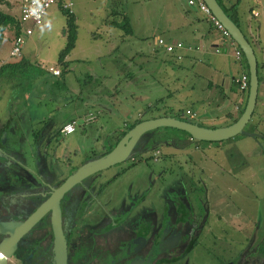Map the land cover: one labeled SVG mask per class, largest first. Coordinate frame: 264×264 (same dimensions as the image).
<instances>
[{
	"label": "flooded vegetation",
	"instance_id": "1",
	"mask_svg": "<svg viewBox=\"0 0 264 264\" xmlns=\"http://www.w3.org/2000/svg\"><path fill=\"white\" fill-rule=\"evenodd\" d=\"M49 122L38 125L33 116L9 112L0 118V245L16 238L6 264H264V215L259 221L246 216L251 237L226 238L223 227L243 231L244 217L218 213L204 186L195 188L169 158L183 154L184 145L194 143L190 138H160L158 129L146 133L130 159L55 199L70 174L95 156L73 166L77 150H85H70L60 123ZM138 166L143 172L132 175Z\"/></svg>",
	"mask_w": 264,
	"mask_h": 264
},
{
	"label": "rangeland",
	"instance_id": "2",
	"mask_svg": "<svg viewBox=\"0 0 264 264\" xmlns=\"http://www.w3.org/2000/svg\"><path fill=\"white\" fill-rule=\"evenodd\" d=\"M82 1L88 0H70L72 8L70 7L69 11L76 18L79 45L68 56L69 66L65 72L59 77H53L49 71L50 69L62 70L57 65V56L65 44V18L58 7L53 5L46 11L42 26L34 28L33 34L23 39L21 52L23 58L33 66L32 69L15 74V76L8 72L0 77V118L10 110L19 111L24 107L26 115L37 117L38 125L49 119L55 124L60 123V127L66 124L67 120L75 121L77 131L60 137L70 150H75V148L85 150L81 153L77 150L78 154L72 163L75 167L89 156L98 157L110 148H114L117 135L124 131V125L133 124L140 115H143L145 119H156L165 113L164 109L146 113L147 97H144L143 90L137 86L142 76L135 65L148 62L149 55L146 54H150L151 50L147 46L151 44V40H135L131 37L128 38L126 48L121 44L115 52L110 50L108 45L93 46V36L103 38L104 35L105 39L99 40L101 43L108 40L107 36L110 37L107 34L109 27L103 23L108 13L100 11L98 5L92 2L81 5ZM135 1L137 0H122L123 7L128 11H133V9L137 11L143 4H136ZM219 1L226 5L224 3L226 0ZM4 2L0 5V11L12 16L19 14L21 0H4ZM169 4L171 1L160 0L156 8L158 13L156 18L153 15L150 30L152 29V35L155 37L164 38L167 35L166 27H174L178 21L174 16L169 17L171 15ZM92 9H98V12H90L92 16L97 15L95 21L89 17V11ZM249 10L257 12L258 16L255 18L249 16ZM237 13L239 20L240 17L247 19L248 27L258 34L264 49V0H240ZM240 30L251 42L252 38L247 36L242 25H240ZM108 33L121 35L123 31L111 29ZM214 40L215 44H222L219 33L214 34ZM207 43L212 44V42ZM252 48L257 62V75L260 82H264V62L262 60L264 58L254 46ZM9 51L10 44L6 37L0 45L2 63L12 60L9 58ZM130 51L133 53L144 51V56H136L135 61L129 63L128 55L133 54ZM227 55L228 57L219 60V64L234 66L236 60L233 51H228ZM153 60L155 62V59ZM206 65L212 67L213 64L208 61ZM147 66V72L152 76L160 74L156 62L155 65L148 62ZM121 68L135 74L136 77L131 84H128L126 73L120 72ZM164 78H157V80L163 81ZM180 78L185 85L195 83L190 96L202 102L197 103L195 100L191 102L184 95L180 96L184 100L175 106L183 112L189 109L194 116L189 119L190 121L203 127L217 128L235 119L237 113L230 112L223 116L225 111L232 110L233 112L231 100L215 103L220 92L219 87L214 85L207 90V80L205 78L194 79L190 72L181 73ZM167 85L172 84L167 83ZM96 95L105 97L97 101L100 106L92 105L96 102ZM152 95L150 93V96ZM171 104L172 102L166 103L167 106ZM98 107L101 108L100 112L95 111ZM260 121L263 127L258 124ZM253 129L261 138L254 139L237 135L217 143L193 141L194 143L190 145H184L183 154L171 153L169 156V158H174L175 165H181L179 170L183 177H190L195 183V188L201 190V185L204 186L211 206L215 210L217 207L218 213L228 215V213L238 212L240 217H244L239 220L243 231L235 232L236 230L231 229L230 225L223 227L226 238L251 237L254 231L246 216L249 215L259 221L264 215V93H258L256 108L244 131L248 132ZM156 136L180 139V142L187 139L174 129L164 130V128L158 129ZM137 159L142 161L145 157L140 156ZM194 161L196 162L193 164ZM142 172L141 166H138L131 174L139 175ZM225 218L230 221V218Z\"/></svg>",
	"mask_w": 264,
	"mask_h": 264
},
{
	"label": "crops",
	"instance_id": "3",
	"mask_svg": "<svg viewBox=\"0 0 264 264\" xmlns=\"http://www.w3.org/2000/svg\"><path fill=\"white\" fill-rule=\"evenodd\" d=\"M159 1L160 0H137L135 1L136 4H140V3L143 4V6L137 11L135 9H133V11H128L127 9H125L123 7L122 0H88L86 2L82 1L81 5H87L88 3L92 2V4L98 5V7L100 8V11L102 12L105 11V13H108L106 16V19L105 18L103 19L104 25L109 27L108 32H110L111 29L121 30L120 28L117 27L121 25V21H122V19L120 18V15L116 14L118 12L124 13V15L127 17L130 29L132 31L131 36H126L124 33H122L121 35H118L115 33L111 35L110 33L107 32V34L110 37L107 36L108 40L104 43H101L99 41L100 39H105L104 35H103V38H100L98 36H93L92 45L93 46H96L99 44L104 45V46L108 45L109 49L115 52L117 51L118 47H121V44H123L126 48L127 47L126 43L128 42V38L133 37L135 40L136 39L145 40V41L151 40V44L147 46L149 47L148 49H150L151 51L153 50V47H155L156 45L155 40L157 41L158 39H162L167 44L174 43V42H180L187 48L192 47V46L200 47L201 49L200 52L192 51V55L196 58V62L193 65L194 75L197 76V78L195 79L205 78L207 80L206 89L210 90L214 85L219 87L220 92L218 94L217 99L215 100V103H220L221 101H226V100L232 101L233 112L232 110L228 112L225 111L223 116L226 115V113H230V112L237 113L238 115L239 110L242 108L244 109L247 92L246 93L238 92L233 80L234 78L240 75H245V73L247 72L243 61L242 60L236 61L234 66L220 65L219 60L221 58L228 57L227 53L228 51H231L230 50L231 48L223 41V39H222L221 45L215 44L214 34L217 35L218 32L214 29L211 23L198 9L194 7L193 8L186 7L182 0H163L165 2L171 1V4H169L171 5L170 6L171 15L169 17L172 18L174 16L176 17L178 21L176 22L174 27H166L165 32L167 33V35H165L164 38L153 36L152 29L150 30V26H151V23L153 22V15L155 16L154 18H156L158 14L156 8L157 6H159ZM93 11L98 12V9H92L91 11H89V17L91 18L92 21H95L97 19V15L92 16V14L90 13ZM252 12L254 13L255 11H252ZM132 14H133V17H132ZM17 16L18 14H16V16L14 17L17 18ZM109 16L111 17L110 19H109ZM133 18H135V21H133ZM240 21H241L240 23L242 27L245 29L247 36L249 38H252L253 36L257 37L258 43L257 44L255 43L254 47L259 51V53L262 54V57L264 58V53H263L264 49L261 45V41H260L258 34H255L254 33L255 30L252 31L251 28L248 27L247 19H242V17H240ZM75 23H76V18H75ZM5 34H7V36ZM6 37H7V41L9 42L11 46L10 42L13 38L12 32L7 30L4 33V38ZM78 39H79V36L78 34H76L75 45L72 51L69 53V55H71L72 52L76 49V47L79 45ZM207 42H212V44L208 45ZM216 50H219V52H216ZM143 52L144 51H138V52L134 51L133 53V51H130V53H133V55H137ZM219 55L221 56L219 57ZM68 56L66 57L65 61L68 62V66H69V61L67 60ZM20 58H23V54ZM18 60L19 59L17 60L12 59L10 62H16ZM262 60L264 62V59ZM208 61H210V63L213 64L214 66L212 65L211 67L209 66L210 64L206 65ZM52 76L59 77L60 74L58 76H54V75ZM258 93H264V88L258 90ZM258 93H257V97H258ZM100 96L101 95H98V96L96 95L97 99H96V102L92 103L93 106H100L97 104V101L105 98L103 95L101 97ZM255 108H256V104H255ZM100 109L101 108L98 107V109H95V111L100 112ZM186 110H189V109H186ZM9 113L12 114V116H16L17 118L21 117L23 119L26 118L27 120H28V117L31 116V115H26V109L24 107L20 108L19 111L10 110ZM36 119L37 117H33V121L34 120L39 121ZM234 120L220 127L228 126L232 124ZM52 122L54 121L50 120L48 125L51 126ZM65 122L75 123L73 119L67 120ZM259 123H260V126L263 127L262 126L263 123L262 122H259ZM124 126L126 128L129 125H124ZM75 127H76V123H75Z\"/></svg>",
	"mask_w": 264,
	"mask_h": 264
},
{
	"label": "trees",
	"instance_id": "4",
	"mask_svg": "<svg viewBox=\"0 0 264 264\" xmlns=\"http://www.w3.org/2000/svg\"><path fill=\"white\" fill-rule=\"evenodd\" d=\"M216 1L222 7L225 14L240 29L241 23H240V20L238 19V13H237V5H238L240 0H235V1H230V2L228 0H226L224 2L226 5L221 3L219 0H216ZM63 2H64V0H59L57 2V7L65 18V27H64L65 44H64V47L59 51L58 56H57V65L59 68L62 69L61 71L58 70L60 75H61V73L65 72L67 70L68 62H66L65 59L69 55V53L72 51V49L74 48L75 41H76V34H77L76 33L77 32V26L75 23V16L69 11V9H64L62 7ZM4 3H5L4 0H0V5H3ZM254 13L251 12V10H249V15L253 18L258 16L257 13H256V15H254ZM116 14L120 15V18L122 19L121 25L117 26V27L120 28L126 36H131L132 31L130 29L127 17L122 12H118ZM109 25H111V24H109ZM7 30L12 32L13 37L19 35V33L21 32V26H20V23L18 20V16L16 18L12 15H8V14L0 11V45L4 39V32H6ZM245 38L252 47L254 46L255 43L256 44L258 43L256 36L252 37L251 42L247 39L246 36H245ZM184 48H187V47H185L183 45L182 49H184ZM182 49H178V50H174L170 53H166L163 50V48H161L159 45L156 44L155 47H153V50L151 51V53L146 54V55H149L148 62H150L151 64H154V65L156 62V64L159 66V67H157V70L159 68V73H160L158 76H152L151 74H149L147 72L148 71L147 70V67H148L147 61H146L147 63L141 62V63H137L135 65L136 69H138L139 73H141V76H142V77H140L141 82L138 83L137 86H139L143 90L144 95H145L144 97H147L148 103H147L146 108H145L146 113L153 112L155 110H161V109L163 110L164 109L165 113H163V115L160 117H168V118L171 117V118H178L180 120H189L188 117L185 115V112L189 111V110L185 109V112H183L182 109L175 106L177 103L184 100V99H181L180 96L184 95L185 98L189 101L195 100L197 103H202L200 99L198 100V98H192L190 96V92H192L195 88V83L192 82L190 85L189 84L185 85V83H183L181 81L180 77H181V73H183V72H190L192 75V78H194V79L197 78V76H195L194 72H193V65L196 62V58L192 55V51H187L185 49L184 50H182ZM200 51H201V49H200V47H198V50H196V52H200ZM136 56L137 57H143L144 54L143 53H140L137 55L130 54V55H128L127 61L129 63L134 62ZM153 59H155V62ZM241 60L243 61L245 69L247 71V66H246L243 55H242ZM32 67L33 66L23 58H19V60L16 62H10V61L9 62L5 61L4 63L1 62V64H0V77L5 76V74L8 72L12 76H15V74H19L21 72H26L29 69H32ZM120 72L126 73L125 76L127 78L128 84H131L133 79L136 77L134 73H131L129 70L126 72L123 70V68L120 69ZM245 75L248 77L247 72L245 73ZM163 77H165L163 81L157 80V78H163ZM167 83H170L172 85L168 86ZM173 87H174V89H171ZM186 88H187V90H186ZM181 90H184V91L181 92ZM207 90H209V89H207ZM150 93H152L153 95L150 96ZM163 94H165L164 97H160ZM186 99H185V101H187ZM169 102H172V104L167 106L166 103H169ZM242 111H243V108L239 110L238 115L235 117L234 122L238 119V116L242 113ZM253 113H254V111H253ZM143 120H148V119H145L143 117V115H140L138 120H136L133 124L127 126L124 129V131H121V133L119 135H117V139L115 141V144L124 136L126 131H128L134 125H136L137 123H139ZM258 124L260 125L259 122H258ZM198 126L203 127L201 125H198ZM81 128L84 129L83 127H81ZM165 129L166 130H172V129H168V128H164V130ZM254 131H255V129L250 130L248 132H254ZM178 132L183 134L185 137L190 138L186 133L181 132V131H178Z\"/></svg>",
	"mask_w": 264,
	"mask_h": 264
},
{
	"label": "water",
	"instance_id": "5",
	"mask_svg": "<svg viewBox=\"0 0 264 264\" xmlns=\"http://www.w3.org/2000/svg\"><path fill=\"white\" fill-rule=\"evenodd\" d=\"M202 2L206 5L213 17L227 31L230 38L241 51L247 66V97L243 112L240 114L238 119L228 126L218 128L200 127L190 120H180L178 118L171 117L143 120L129 129L110 152L86 161L72 174H70L62 186L55 191V199L88 176L130 159L132 148L139 141V139L144 134L157 129L168 128L184 132L190 137V140L194 142L217 143L231 139L237 135H244L254 139L261 138V136L256 133H248L244 131V128L248 124L254 111L258 90L264 88V82H260L257 75V62L253 48L248 43L237 25L233 23L232 20L225 14L222 7L216 0H202ZM56 210L58 211L57 208ZM34 220L35 219L29 220L27 224L22 226L21 230L28 228ZM53 225H58V219L53 222ZM55 231L57 248L59 249L60 247V255L64 258V239L60 236L61 233L58 229ZM14 239L16 238L0 245V264H6V259L9 256L11 247H13Z\"/></svg>",
	"mask_w": 264,
	"mask_h": 264
},
{
	"label": "built area",
	"instance_id": "6",
	"mask_svg": "<svg viewBox=\"0 0 264 264\" xmlns=\"http://www.w3.org/2000/svg\"><path fill=\"white\" fill-rule=\"evenodd\" d=\"M59 0H21L18 20L21 26V32L18 36H14L11 40V46L9 51V57L13 60L21 57V50L23 45V39L33 34V30L36 27L42 26L46 11L53 5H57ZM184 5L188 8L198 9L211 23L214 29L220 34L223 41L231 48L236 61L242 59V53L237 48L236 44L230 38L224 27L213 17L206 5L202 0H182ZM62 7L69 9L71 7L70 0H64ZM256 15V13H254ZM156 44L159 45L166 53H170L174 50L182 49L183 44L180 42H174L167 44L162 39H158ZM187 51H196L198 47L184 48ZM182 49V50H184ZM219 52V50H216ZM50 72L54 76H58L59 72L54 69H50ZM238 92L245 93L248 90V77L246 75H240L233 80ZM188 119H192L194 116L189 111L185 112ZM75 129V123L69 122L61 127L60 132L64 135L71 134Z\"/></svg>",
	"mask_w": 264,
	"mask_h": 264
},
{
	"label": "clouds",
	"instance_id": "7",
	"mask_svg": "<svg viewBox=\"0 0 264 264\" xmlns=\"http://www.w3.org/2000/svg\"><path fill=\"white\" fill-rule=\"evenodd\" d=\"M17 60V59H16ZM62 127V126H61Z\"/></svg>",
	"mask_w": 264,
	"mask_h": 264
}]
</instances>
